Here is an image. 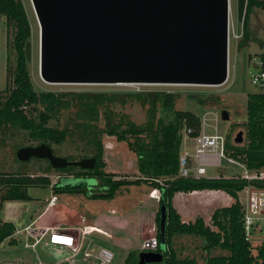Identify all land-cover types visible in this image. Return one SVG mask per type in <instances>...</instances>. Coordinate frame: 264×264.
I'll use <instances>...</instances> for the list:
<instances>
[{
  "label": "trees",
  "instance_id": "16d2710c",
  "mask_svg": "<svg viewBox=\"0 0 264 264\" xmlns=\"http://www.w3.org/2000/svg\"><path fill=\"white\" fill-rule=\"evenodd\" d=\"M256 8L264 9V0H247L245 17L242 23V36L237 49L245 47L249 41V16ZM0 17L5 19L6 32L14 29L11 43L16 54L13 73L7 72L8 86L0 97V146L13 141L16 136L26 134L37 145L61 146L66 142L80 148L78 160L94 158L92 169L67 166L53 169L50 164L39 166V174H28L25 169L14 173L0 172V214L5 202H28L30 188H50L53 196L83 195L88 200H113L122 188L149 184L159 192V207L155 214V236L159 240L161 200L166 205L165 250L158 248L164 256V264H264V243H251L246 239L243 226L244 210L238 194L246 188L264 189V178L246 180L243 178H195L179 176V148L181 132L191 129L190 138L199 135L200 119L192 112L175 110L179 98L176 93L148 91L134 93H93V92H36L30 80L25 56V46L30 42L31 31L28 18L22 4L17 0H0ZM264 57V55H263ZM199 105L204 101L194 96ZM127 102L147 107V121L136 125L128 121L125 115H119L112 107ZM62 113H70L62 128L51 127L49 123ZM246 121L240 126L244 130V139L236 144L229 138L224 141L225 158L243 165L247 171L264 170V93H252L246 99ZM103 120V127L98 123ZM115 137L118 142H126L135 155L139 177L133 181L115 179L116 175L105 173L103 146L101 137ZM235 140V139H234ZM80 143V144H77ZM22 145L15 146V152ZM53 150V149H52ZM54 154L55 151L53 150ZM15 157V156H14ZM16 159V157H15ZM70 162L78 161L67 156ZM17 160V159H16ZM37 160V159H36ZM41 161V160H40ZM25 164V163H24ZM52 171L71 179H94L96 184H52L48 175ZM223 191L231 197L232 204L219 207L211 215V225L216 231L204 224L201 218L193 223H183L172 206L176 193L194 191ZM16 233L11 222L0 217V245ZM175 236H186L202 242L200 260L180 258L173 248ZM15 243V241H10ZM137 255L127 254L124 263L136 264Z\"/></svg>",
  "mask_w": 264,
  "mask_h": 264
},
{
  "label": "rangeland",
  "instance_id": "374dc122",
  "mask_svg": "<svg viewBox=\"0 0 264 264\" xmlns=\"http://www.w3.org/2000/svg\"><path fill=\"white\" fill-rule=\"evenodd\" d=\"M230 1V20L231 36L229 41V77L227 82L222 86H193V85H48L41 81L39 77V29L29 0H21L24 11L29 21L31 37V59L27 62L28 73L31 83L36 92H93V93H134L148 91H165L176 93L179 95L175 103V110L189 111L194 113L201 121L200 133L204 135L217 136L219 146L229 138L234 141L236 135L241 132L244 139V130L240 124L244 123L246 117V99L248 94L257 93L258 90L250 83V74L253 72L251 62L248 58L252 56L264 55V9L256 8L249 16V41L247 45L241 49H237L238 40L233 38V35L242 33V23L237 21V1ZM245 17V16H244ZM14 35V29L6 32L5 19L0 17V94H3L8 86L6 80L7 72L13 73L15 67L16 54L10 44ZM190 96L196 97L198 100L204 101L202 105L193 100ZM147 107H142L138 103L127 102L125 105H115L112 110L119 115H125L128 121L136 125H144L147 121ZM228 113V119L222 118V112ZM70 113H62L58 119L52 120L49 123L51 127L62 128ZM99 127H103V120L98 123ZM185 128L182 132V141L180 145V156L185 153L190 155L194 164L196 144L195 141L188 137ZM103 146V160L105 162V173L116 175L115 179H125L129 181L139 177L137 171V163L135 155L129 150L126 142H118L115 137L103 135L101 137ZM80 144V143H77ZM17 145H36V142L31 141L26 134H20L15 139L4 146H0V172L14 173L23 168L28 174H39V166L45 167L47 163L43 160L32 159L28 162H20L15 159V146ZM80 149H76V145L66 142L61 146L51 145L57 157L66 158L74 156L77 160L83 154L81 145H77ZM220 152V149L217 150ZM25 163V164H24ZM191 168L194 166L191 162ZM204 178H243L246 175L263 179L264 170L247 171L241 164L230 163L225 158H221L218 165H205ZM194 170V169H193ZM60 173L51 172L50 181L54 183ZM59 185L61 187L71 184L74 181L71 178L62 176ZM90 180V181H89ZM88 181L94 182L93 179ZM89 183V185H90ZM152 187L149 184H140L139 186H128L122 188L113 200L110 201H93L88 200L83 195H65L56 196L58 201L52 206L49 213L41 220L45 223L48 221L56 222L57 224L65 218H72L73 215H79L69 210L72 202H80L82 212L91 217L88 222L96 223L100 219L102 228L110 235H105L100 232H93L86 235L84 243H90L89 248L92 250V255L85 259L84 262L78 264H99V252L104 248L112 254V260L106 264H125L124 260L128 253L133 252L139 255L142 241L155 236L156 226L152 229L151 221L153 220L154 212L158 211L159 193L155 190V198L150 197ZM248 189L239 193L238 199L243 208L247 207ZM250 192V191H249ZM28 195L32 198L31 201L21 202H5L0 214L4 222H11L16 233L12 238L5 240L0 245V264L4 263V259H12L15 252L29 257L28 264H64L57 263L67 254L64 249L58 246L47 244L46 240L39 241L36 247L25 248L24 244L31 245L34 239L30 238L24 228L29 226L31 222L42 212L45 207V201H48L52 196L50 188H30ZM51 200V199H50ZM113 210V213L111 212ZM71 211V212H70ZM94 218H96L94 220ZM111 218L118 219L122 223L126 222L124 228L114 226L108 222ZM92 219V220H91ZM125 219V220H124ZM141 220L145 225L141 231L136 227L135 221ZM87 222V223H88ZM98 223V221H97ZM79 224V228L82 225ZM69 228L75 227L69 224ZM108 226V227H106ZM208 227L216 231V228L211 225V220ZM142 228V227H141ZM20 231L19 233H17ZM253 240L251 243H264V229L258 227L253 231ZM10 241H15V245H10ZM115 243H130V248L125 246H116ZM129 246V244H128ZM166 245L159 246L161 251L165 250ZM25 248V249H24ZM173 248L180 258L191 257L200 260L202 256V242L192 237L175 236L173 238ZM22 264V263H19Z\"/></svg>",
  "mask_w": 264,
  "mask_h": 264
},
{
  "label": "water",
  "instance_id": "95a60500",
  "mask_svg": "<svg viewBox=\"0 0 264 264\" xmlns=\"http://www.w3.org/2000/svg\"><path fill=\"white\" fill-rule=\"evenodd\" d=\"M29 1L39 29L38 72L45 84L215 87L228 80V0ZM246 4L237 1L239 23ZM25 56L29 62L30 42ZM222 118L227 120L228 113L223 111ZM234 142H242L241 132ZM15 156L20 162L47 160L53 169H92L96 163L94 158L70 162L46 144L20 148ZM89 181L71 184H96ZM165 229L166 205L161 200L159 246L165 245ZM137 257V264H164L161 252Z\"/></svg>",
  "mask_w": 264,
  "mask_h": 264
},
{
  "label": "built area",
  "instance_id": "2783aa9c",
  "mask_svg": "<svg viewBox=\"0 0 264 264\" xmlns=\"http://www.w3.org/2000/svg\"><path fill=\"white\" fill-rule=\"evenodd\" d=\"M231 36V27L229 24V41ZM242 33L240 35H233V38L236 40H240ZM251 62L252 67L254 68L253 72L250 74V83L258 90L260 93H264V57L252 56L248 58ZM192 133L191 129H187L186 134L189 135ZM196 144L195 150V158L197 160L196 169L192 170L191 168V157L188 153H185L184 156H180L179 159V176L180 177H188L193 176L195 178H199L205 174V169L203 166L205 165H218L220 164L221 158H225L223 153L224 141L219 146L217 136L204 135L199 133L196 137L192 138ZM220 149L218 153L217 150ZM230 163H234L230 159L225 158ZM236 164V163H235ZM246 180L259 179L252 177L251 179L246 175L243 177ZM248 189V188H246ZM250 191V192H249ZM248 191V200L247 207L244 208V216H243V226L246 233V239H252L254 234V230L256 227L260 229H264V189H257L250 187ZM156 193L155 190L150 192V197L155 198ZM100 232L97 228L90 224L82 225V228H78L76 232V236L73 235L68 229L65 228H24V232L28 234V236L34 239V243L31 245L26 244V247H35L39 241L46 240L49 245L58 246L60 249L68 250L69 254L66 255L61 262L64 264H78L77 257L80 256L82 252V248L84 245V240L86 235L93 232ZM18 231L17 233H19ZM58 240H67V244H59L55 243ZM89 248V247H88ZM82 253L85 259L89 258L92 254L87 251V249ZM159 248V240L156 236H152L144 241L141 244V250L143 252L156 253ZM99 258L101 262L99 264H106L112 260V254L102 249L99 252Z\"/></svg>",
  "mask_w": 264,
  "mask_h": 264
},
{
  "label": "crops",
  "instance_id": "0c3cea01",
  "mask_svg": "<svg viewBox=\"0 0 264 264\" xmlns=\"http://www.w3.org/2000/svg\"><path fill=\"white\" fill-rule=\"evenodd\" d=\"M191 162L194 166L193 169L195 170L197 162H196V164H194L192 159H191ZM142 185H144V183H142ZM153 189L154 188H152L151 190H153ZM58 196L61 197V196H65V195H58ZM238 196H239V194H238ZM55 197L56 196H52L50 198L51 200L49 199L48 201H45L44 209L29 225L31 228H47V227L65 228V229H68L70 232H72L74 236H76V232H77V229L79 228L78 227L79 224L85 223V224H90V225L94 226L95 228H97L100 231V233L110 236L104 230V228H102L103 223L102 224L100 223V221H101L100 219L97 220L98 223H97V221H96V223H93V221L88 222L91 217L87 218V215L81 211V209H82L81 205L82 204H80V202H78V204H76V202H72L70 205V208H69V210H71L74 213H78L79 215H73L72 218L67 217L64 220L60 221V223H58V224L56 222H53V221H48V222L42 223L41 220L49 213L52 206L54 204H56V202L58 201V199L56 200ZM232 202H233V200L231 199V197L223 191L203 190V191H194V192L187 193V194L186 193H176L172 199V206L175 209V211L179 214L180 219L183 223H193L197 218H201L204 221V224L206 226H208L209 222L211 220V215H212L213 211L219 207H228L232 204ZM158 205H159V201H158ZM111 212L113 213V210ZM155 214H156V211L154 212L153 220L150 222L152 229L155 228V222H154ZM95 219L96 218H94V220ZM108 222L112 223L114 226H118L119 228H124L126 225V222L122 223V221H120L118 219H113V218L108 220ZM69 224L74 225L75 227L69 228V226H68ZM135 224H136V227L139 229V231H141V236H142V229L145 227L146 224H144L141 220L135 221ZM29 226H27V227H29ZM106 227H108V226H106ZM8 244L13 246L16 243H8ZM26 244L27 243L24 244L25 248H29V247H26ZM84 244H87V243H84ZM115 244H116V246H120L119 244H121L122 246H125L127 249H129L131 246L130 243H115ZM128 244H129V246H128ZM89 246H90V243H88V246L87 245L83 246L82 252L80 253V256L77 257L78 263H80L81 261L84 262V260H83L84 257H83L82 253ZM64 250L67 252V254H69L68 250H66V249H64ZM104 250H107V249H104ZM87 251H89L92 254V250L90 248H88ZM14 254L15 255L13 256L12 259H9V260L4 259V263H9V264H19V263L28 264L29 263V257L28 256L22 255L19 252L18 253L15 252ZM61 260L57 263H62ZM39 264H46V263L41 262Z\"/></svg>",
  "mask_w": 264,
  "mask_h": 264
},
{
  "label": "flooded vegetation",
  "instance_id": "af4514ba",
  "mask_svg": "<svg viewBox=\"0 0 264 264\" xmlns=\"http://www.w3.org/2000/svg\"><path fill=\"white\" fill-rule=\"evenodd\" d=\"M3 102V98L2 97H0V104ZM37 146H39V145H22V147H19L18 149H20V148H23V147H37ZM17 149V150H18ZM52 149V148H51ZM52 152H53V150H52ZM53 154H54V152H53ZM55 155V154H54ZM56 156V155H55ZM16 157V156H15ZM32 159H36V158H31L29 161H31ZM39 160V159H38ZM47 161V160H46ZM48 162V161H47ZM49 163V162H48ZM54 173H58V172H55V171H53ZM48 177H49V179H50V177H51V173H49V175H48ZM62 176L60 175V174H58V176H57V180L54 182L55 184L56 183H59L60 182V178H61ZM54 183H52V184H54ZM144 253H148V252H144ZM138 263V257H137V261H136V264ZM149 264H152V263H149Z\"/></svg>",
  "mask_w": 264,
  "mask_h": 264
},
{
  "label": "bare ground",
  "instance_id": "6f19581e",
  "mask_svg": "<svg viewBox=\"0 0 264 264\" xmlns=\"http://www.w3.org/2000/svg\"><path fill=\"white\" fill-rule=\"evenodd\" d=\"M229 1V0H228ZM229 6H230V1H229ZM229 13H230V9H229ZM229 20H230V14H229ZM55 243H59V244H67V240H58L55 241Z\"/></svg>",
  "mask_w": 264,
  "mask_h": 264
}]
</instances>
